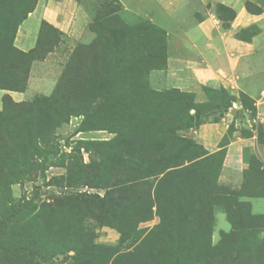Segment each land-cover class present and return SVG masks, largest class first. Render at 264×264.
Listing matches in <instances>:
<instances>
[{
	"label": "rangeland",
	"instance_id": "1",
	"mask_svg": "<svg viewBox=\"0 0 264 264\" xmlns=\"http://www.w3.org/2000/svg\"><path fill=\"white\" fill-rule=\"evenodd\" d=\"M263 58L264 0H0V264H264Z\"/></svg>",
	"mask_w": 264,
	"mask_h": 264
},
{
	"label": "crops",
	"instance_id": "2",
	"mask_svg": "<svg viewBox=\"0 0 264 264\" xmlns=\"http://www.w3.org/2000/svg\"><path fill=\"white\" fill-rule=\"evenodd\" d=\"M49 12L50 11L46 9L45 16L47 17L48 21H50L51 18L53 17V15L50 14ZM202 27H204V29L209 30L208 28L210 27V24L208 22H205V23H203ZM221 39H222V42L220 43L221 47L220 48L217 47L216 48L217 51H221V53H226V55H229V56L231 55V53H234L236 51H238V53L236 52L238 55H242V54L254 55L255 57L253 56V59L252 58L250 59L251 62H253V61L255 62V61H258L259 59H261V55H256L257 46L255 43L245 44L242 42H237V41L226 39V38H221ZM262 63H263V68H264V58L262 60ZM263 72H264V69H263ZM258 73H259V71H258ZM229 149L231 152V154H229V156H231L234 159L238 158V156H240L242 158V152H243L244 148H243V145L241 143H237L236 145L231 146ZM237 151H240L241 154H239ZM228 161H229V159H226V166L228 165ZM236 168H239V167L236 166ZM226 170L228 173L231 174L230 170L228 168L226 169V167H225V171ZM252 204H253V213L254 214L264 215V199L253 198Z\"/></svg>",
	"mask_w": 264,
	"mask_h": 264
},
{
	"label": "trees",
	"instance_id": "3",
	"mask_svg": "<svg viewBox=\"0 0 264 264\" xmlns=\"http://www.w3.org/2000/svg\"><path fill=\"white\" fill-rule=\"evenodd\" d=\"M15 106V105H14ZM17 106V105H16ZM5 108H6V110H8L7 108H8V104L7 105H5ZM0 115H2V114H0Z\"/></svg>",
	"mask_w": 264,
	"mask_h": 264
},
{
	"label": "clouds",
	"instance_id": "4",
	"mask_svg": "<svg viewBox=\"0 0 264 264\" xmlns=\"http://www.w3.org/2000/svg\"><path fill=\"white\" fill-rule=\"evenodd\" d=\"M216 242V238L214 237V239H213V243H215Z\"/></svg>",
	"mask_w": 264,
	"mask_h": 264
}]
</instances>
